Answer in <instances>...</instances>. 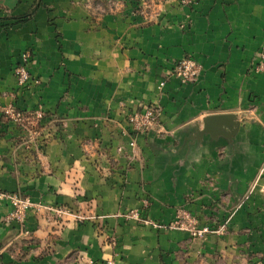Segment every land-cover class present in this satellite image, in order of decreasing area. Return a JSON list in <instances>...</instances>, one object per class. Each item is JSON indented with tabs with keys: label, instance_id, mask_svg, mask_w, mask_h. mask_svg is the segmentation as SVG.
Masks as SVG:
<instances>
[{
	"label": "crops",
	"instance_id": "crops-1",
	"mask_svg": "<svg viewBox=\"0 0 264 264\" xmlns=\"http://www.w3.org/2000/svg\"><path fill=\"white\" fill-rule=\"evenodd\" d=\"M62 2L0 0V6L15 8L16 16L33 10L30 20L12 28L0 21V91L15 85L12 67L25 47L36 44L40 54L31 69L49 83L38 99L66 118L65 142H54L56 151L51 150L63 169L46 178L44 192L37 191L65 202L73 201L75 192L83 193L95 198L96 213L111 216L104 217L101 231L95 223L63 228L61 237H54L55 250L37 264H58L64 257L73 264L68 254L75 249L100 264L110 258L116 264H201L218 250L238 258L236 252L247 244L257 253L264 251V216L253 211L256 201L236 212L225 236L205 241L187 231L145 226L121 216L143 208L146 200L150 206L141 211L163 224L189 200L193 212H203L204 204L223 191H230L232 200L239 198L237 191L264 170V73L250 71L264 43V0H201L189 28L139 29L128 45L105 43L98 57L89 48L79 51L74 40L78 31L69 26L65 62L46 5ZM171 16L185 18L184 13ZM187 55L202 65L195 82L172 74L175 63ZM146 105L158 108V123L146 132L134 131L128 115ZM241 113L262 124L249 120L233 137L222 117ZM242 140L259 143L258 162L240 153ZM5 147L1 141L0 151ZM102 150L115 154L111 163ZM99 158L103 171L94 165ZM9 175L0 171V181L16 188ZM65 178L77 179L79 189ZM5 207L0 204V221ZM2 225L0 238L9 230ZM113 235L115 245L109 240Z\"/></svg>",
	"mask_w": 264,
	"mask_h": 264
},
{
	"label": "rangeland",
	"instance_id": "rangeland-1",
	"mask_svg": "<svg viewBox=\"0 0 264 264\" xmlns=\"http://www.w3.org/2000/svg\"><path fill=\"white\" fill-rule=\"evenodd\" d=\"M200 1L63 0L58 5L54 3L46 5L51 12V25L56 26L53 29L58 41V52L65 62L67 47L65 37L66 28L69 26H75L78 31L79 36L74 40L79 51L89 48L93 50L90 54L98 57L103 54L105 43L128 45L135 36L136 30L139 29L189 28L193 22V13L199 8ZM179 13H184L185 18L174 19L171 16ZM32 17V9L25 15L16 16L15 8L0 6V21H3L7 28L27 22ZM97 35H101L104 39L94 38ZM36 38L38 39V36ZM103 41L104 43L98 48L99 43ZM262 50H264V43L251 65V73H264V66L260 65L264 62ZM39 54L40 50L36 44L31 43L25 47L20 53V60L12 67L15 85L0 91V127H2L0 142L3 141L6 144V147L0 151V171L7 175L10 174L17 182L16 188L10 189L0 181V204L7 207L0 226L3 227L2 224H5L9 227L5 236L0 238V264H37L39 259L55 250L57 244L54 245V237L59 236L60 238L59 232L63 228H67L71 224L82 226L95 223L98 224L99 231H101L104 217L111 216L96 213L93 210L95 204L93 199L95 198L84 197L83 193L75 192L73 201L65 202L51 200L49 193L45 192L40 195L37 191L46 188V178L54 174L53 171H58L59 168L63 169L62 165L55 164L51 150L54 142H65L64 131L66 128L65 116L57 111L47 109L45 103L38 99L41 96L39 94L41 90L43 92L49 86L47 80H42L31 69L33 63L38 60ZM184 59L197 60L192 55L178 60L173 67V75L178 76L176 69L180 61ZM61 67L63 68V65ZM22 72L28 74L27 79H21ZM166 79L165 76L162 81H166ZM252 120L262 124L259 119L252 117ZM258 144L242 140L239 151L246 159L258 162ZM55 151L52 150V152ZM106 155L110 162L111 156L115 154L104 151V157ZM103 161V158H99L94 163L95 168L103 171L104 166L101 165ZM261 167L264 168V156ZM263 173L264 170L260 176L248 184L246 189L237 191L239 198L232 200L229 196L231 192L227 190L222 192V196L214 198L212 202L205 203L204 207L211 208L212 211H205L204 208L203 212L195 213L190 208L191 204H188L190 200L186 204H179L173 220L164 224L160 223L164 226L169 225L171 228L161 227L160 229H180L189 232L193 239L205 241L213 236H225L231 229L230 224L236 212L251 202H257V209L253 210L255 214L260 213L264 216ZM64 180L79 189L77 179L66 180L65 178ZM148 206H150V202L146 200L143 208L148 209ZM143 208L133 209L141 211ZM145 211L141 212L144 218L150 221L148 223L126 218L125 212L121 216L126 221L134 220L142 225L158 228L151 221L157 223L159 221ZM196 228L198 231L202 230L201 233L195 234ZM109 240L113 245L117 243V238L114 235L109 237ZM253 250L249 244L245 247L242 246L239 252H236V255L241 259L229 256V254H233L232 251L227 253L218 250L211 261L204 260L201 261V264H264V251L257 253ZM68 257L74 262L73 264H93V262L100 264V260L86 256L76 249L70 251ZM8 258H10V263H7ZM66 258L61 259L58 264H67ZM109 260L116 264V260L113 258L105 260L103 264Z\"/></svg>",
	"mask_w": 264,
	"mask_h": 264
},
{
	"label": "built area",
	"instance_id": "built-area-1",
	"mask_svg": "<svg viewBox=\"0 0 264 264\" xmlns=\"http://www.w3.org/2000/svg\"><path fill=\"white\" fill-rule=\"evenodd\" d=\"M264 50H262V56L264 58ZM261 66H264V62L260 64ZM202 71V65L195 59H184L180 61V64L178 65L176 72L178 74V77L181 78L183 82H195L200 73ZM28 78V74L26 72H22L21 79L25 80ZM165 82L163 81L161 85H164ZM159 110L154 105H146L142 108H139L137 110L132 111L128 115V121L131 125V128L134 131L138 132H146L149 129H152L156 126L159 120ZM124 216L126 218L134 219L141 222H150L148 219L144 218L142 215V212L138 209H132L124 213ZM154 226L161 228V227H170L169 225H163L154 221H151ZM184 222V221H183ZM183 225L185 223H182ZM207 230V229H206ZM202 230H195V234L201 233ZM90 264V263H88ZM93 264H98L93 262ZM105 264H114V261L109 260Z\"/></svg>",
	"mask_w": 264,
	"mask_h": 264
},
{
	"label": "water",
	"instance_id": "water-1",
	"mask_svg": "<svg viewBox=\"0 0 264 264\" xmlns=\"http://www.w3.org/2000/svg\"><path fill=\"white\" fill-rule=\"evenodd\" d=\"M241 117V118H240ZM252 120L251 115H246V114H231L225 117H222V124L227 125L228 127L231 128V130L234 132L233 137H235L239 130L241 129L242 126L245 125V122Z\"/></svg>",
	"mask_w": 264,
	"mask_h": 264
}]
</instances>
